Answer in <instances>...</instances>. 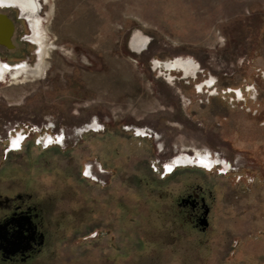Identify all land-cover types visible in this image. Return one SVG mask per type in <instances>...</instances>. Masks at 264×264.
<instances>
[{
    "label": "rangeland",
    "instance_id": "374dc122",
    "mask_svg": "<svg viewBox=\"0 0 264 264\" xmlns=\"http://www.w3.org/2000/svg\"><path fill=\"white\" fill-rule=\"evenodd\" d=\"M41 2L55 47L41 78L0 83V137L28 129L64 143L26 142L12 154L0 145V176L66 195L72 226L47 264H264V0ZM26 24L17 21L18 37ZM137 34L149 41L141 53L130 47ZM18 37L6 56L35 66L39 48ZM176 57L193 58L218 87L246 77L259 107L249 101L255 91L235 108L202 105L207 93L194 97L182 73L155 68ZM94 119L106 129L83 135ZM193 147L238 171L167 169ZM85 164L100 182L83 176ZM198 185L210 206L205 231L179 212L181 195Z\"/></svg>",
    "mask_w": 264,
    "mask_h": 264
},
{
    "label": "flooded vegetation",
    "instance_id": "af4514ba",
    "mask_svg": "<svg viewBox=\"0 0 264 264\" xmlns=\"http://www.w3.org/2000/svg\"><path fill=\"white\" fill-rule=\"evenodd\" d=\"M42 11L41 0H0V83H22L32 78L42 77L46 68L45 57L49 54V50L55 47L54 43L48 41L47 29L41 17ZM23 18L27 23L29 34L18 37L17 21ZM17 37L24 42L30 41L39 48L38 62L35 66H31L24 59L12 65L17 61L6 56L7 51L17 49L15 42ZM148 42L147 37L137 34L130 41V47L135 52L141 53L146 49ZM159 67L169 72L182 73L183 88H189L194 97L200 98L206 92L208 100L198 99L202 105L209 106L210 103L214 105V102L218 101L227 109L235 108L239 104H248L247 96L252 91H255L256 95L251 96L249 101L258 107L260 105L259 87L257 84L247 83L246 77L240 81V84L229 83L218 87L216 86L218 81L206 78L191 57L156 61L155 68ZM189 100L192 104V99L189 98ZM248 112L255 118L260 115L258 109L253 111L251 107ZM224 120L229 121V116H225ZM103 129H106V126ZM103 129L94 119L91 124L85 126L83 135H87L88 131L99 132ZM137 131L138 135L147 136V129L137 128ZM48 135L47 132H42L33 136L31 130L14 129L7 138L0 137V145L3 154L5 151L7 154H12L22 150L26 142L29 145L33 142L42 150L52 144L61 146L64 143L62 136ZM187 165H198L207 169L217 168L229 177L238 171L219 153H214L207 147H193L182 151L167 166V169ZM92 168V165L85 164L83 176L100 182L99 178L93 174ZM100 169L103 170L102 165ZM262 177L259 174V181H262ZM239 179L242 180L241 175ZM206 194L198 185L182 194L178 203L183 222L199 227L203 231L209 227L210 206ZM58 196L56 192H45L36 188L34 180L26 176H0V264H47L51 261L55 256L57 242L69 232L72 226V214L69 212L68 203L64 201L66 195L64 196L63 193Z\"/></svg>",
    "mask_w": 264,
    "mask_h": 264
},
{
    "label": "built area",
    "instance_id": "2783aa9c",
    "mask_svg": "<svg viewBox=\"0 0 264 264\" xmlns=\"http://www.w3.org/2000/svg\"><path fill=\"white\" fill-rule=\"evenodd\" d=\"M147 135H149V134L147 133Z\"/></svg>",
    "mask_w": 264,
    "mask_h": 264
},
{
    "label": "water",
    "instance_id": "95a60500",
    "mask_svg": "<svg viewBox=\"0 0 264 264\" xmlns=\"http://www.w3.org/2000/svg\"><path fill=\"white\" fill-rule=\"evenodd\" d=\"M48 136H50V135H48Z\"/></svg>",
    "mask_w": 264,
    "mask_h": 264
}]
</instances>
